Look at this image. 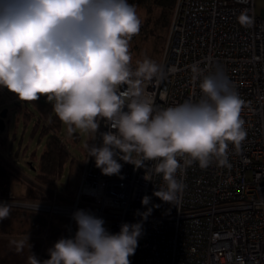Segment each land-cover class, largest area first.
<instances>
[{
	"label": "clouds",
	"instance_id": "clouds-1",
	"mask_svg": "<svg viewBox=\"0 0 264 264\" xmlns=\"http://www.w3.org/2000/svg\"><path fill=\"white\" fill-rule=\"evenodd\" d=\"M237 19L245 27L254 23L246 11ZM141 23L128 0H0V88L24 102L45 97L69 135L90 137L87 159L94 158L105 176L120 174L119 161L137 169L153 162L147 175L164 181L153 195L176 205L188 167L207 169L214 162L231 167L229 146L240 153L247 136L240 115L245 102L222 69L205 74L194 62L188 68L200 97L168 107L156 104L147 89L166 73L147 56L133 67L130 51ZM101 121L106 123L102 132ZM150 203L144 196L146 211L136 213L140 222L123 223L118 233L78 209L72 214L75 235L57 240L48 259L32 253L28 264H131L143 221L159 207ZM11 207L0 202V220Z\"/></svg>",
	"mask_w": 264,
	"mask_h": 264
},
{
	"label": "built area",
	"instance_id": "built-area-1",
	"mask_svg": "<svg viewBox=\"0 0 264 264\" xmlns=\"http://www.w3.org/2000/svg\"><path fill=\"white\" fill-rule=\"evenodd\" d=\"M245 11L254 20L247 27L237 19ZM194 62L205 74L222 69L245 102L240 115L247 136L240 153L229 146L230 168L215 162L207 169L188 167L180 202L171 205L153 195L164 186L161 176L147 175L153 162L137 169L119 161L120 174L105 176L86 153L68 205L16 204L63 217L62 237L71 238L76 210L102 218L110 233H118L121 224L140 222L136 213L146 211L141 200L147 195L149 207H159L143 221L131 264H264V11L255 13L254 0H174L159 63L166 77L147 89L156 104L168 107L200 97L188 68ZM105 130L101 121L100 131ZM12 199L0 188V202Z\"/></svg>",
	"mask_w": 264,
	"mask_h": 264
},
{
	"label": "rangeland",
	"instance_id": "rangeland-1",
	"mask_svg": "<svg viewBox=\"0 0 264 264\" xmlns=\"http://www.w3.org/2000/svg\"><path fill=\"white\" fill-rule=\"evenodd\" d=\"M173 0H128L136 6L141 19L139 34L130 42L133 67L145 56L160 63L170 23ZM255 13L264 11V0H254ZM6 109L5 128L0 131V160L11 172L10 192L14 199L10 215L0 220V264H28L34 253L41 261L48 259V249L62 237L65 220L17 205V203H60L68 205L79 184L86 158L85 134L69 135L59 122L57 135L64 142L69 155L61 174L51 184L38 181L39 159L47 146L51 133L42 135L35 127L37 114L32 107L7 89L0 88V111ZM29 117H24L25 114ZM7 202V201H4ZM29 237V241H26ZM31 245V247L29 246Z\"/></svg>",
	"mask_w": 264,
	"mask_h": 264
},
{
	"label": "trees",
	"instance_id": "trees-1",
	"mask_svg": "<svg viewBox=\"0 0 264 264\" xmlns=\"http://www.w3.org/2000/svg\"><path fill=\"white\" fill-rule=\"evenodd\" d=\"M174 3V0L172 1ZM172 3V5H173ZM37 114L35 127L40 129L42 135L51 133L47 139V146L39 159L37 179L43 184H51L57 178L69 159L64 142L57 135L59 130V118L53 111L52 103L41 97L38 101L27 102ZM24 117H29L25 114ZM11 172L0 160V188L4 194L10 190Z\"/></svg>",
	"mask_w": 264,
	"mask_h": 264
},
{
	"label": "water",
	"instance_id": "water-1",
	"mask_svg": "<svg viewBox=\"0 0 264 264\" xmlns=\"http://www.w3.org/2000/svg\"><path fill=\"white\" fill-rule=\"evenodd\" d=\"M7 115V110L6 109H3L0 111V131H3L4 128H5V122H4V119Z\"/></svg>",
	"mask_w": 264,
	"mask_h": 264
},
{
	"label": "crops",
	"instance_id": "crops-1",
	"mask_svg": "<svg viewBox=\"0 0 264 264\" xmlns=\"http://www.w3.org/2000/svg\"><path fill=\"white\" fill-rule=\"evenodd\" d=\"M64 227H65V225H64ZM63 235V234H62ZM62 238V237H61Z\"/></svg>",
	"mask_w": 264,
	"mask_h": 264
}]
</instances>
